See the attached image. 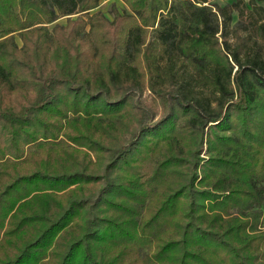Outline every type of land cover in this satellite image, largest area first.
Instances as JSON below:
<instances>
[{"label": "trees", "instance_id": "16d2710c", "mask_svg": "<svg viewBox=\"0 0 264 264\" xmlns=\"http://www.w3.org/2000/svg\"><path fill=\"white\" fill-rule=\"evenodd\" d=\"M123 1L0 0V264H264L263 5Z\"/></svg>", "mask_w": 264, "mask_h": 264}, {"label": "rangeland", "instance_id": "374dc122", "mask_svg": "<svg viewBox=\"0 0 264 264\" xmlns=\"http://www.w3.org/2000/svg\"><path fill=\"white\" fill-rule=\"evenodd\" d=\"M254 1L257 4H262L264 7V0H254ZM209 2L211 3L218 2L219 4H224L227 2H231V0H209ZM242 2L245 3L247 8H251L250 7L251 4L249 0H242ZM115 11H118L120 13H130V9L123 0H99L98 5L92 9H89L87 12H77L74 14L63 15L58 17L55 21L47 24L48 30L51 31L55 24L62 25V32L67 31L68 29H70V27H74V28L76 27L78 32L86 33L85 39L91 43L92 41H95L97 39L98 35L100 34V31H103L105 29L104 27L95 28L92 30L91 33L87 34V32L91 27V15L94 14L95 12H98L101 13L108 20H113ZM237 17H238V10L234 9L232 21ZM93 22L94 23L92 25H97L102 23L103 21L102 19L101 20L97 19L96 21ZM150 33L151 31L149 30L148 36L150 35ZM113 34L115 35V33ZM113 34L111 36H114ZM54 35L57 36V38L61 39L60 32H55ZM108 35L110 36V33ZM15 40L18 43V45H21V40L18 35H15ZM140 64L143 65V62L141 61ZM144 79H146V75L144 76ZM151 94L153 96V93H151L149 89L146 87L144 88L143 93L141 95H139L138 93L135 94L133 98V102L138 104V102L140 101L143 104L144 100H146L145 101L146 103L147 99L148 100L151 99ZM261 226L262 228H264V218L261 222Z\"/></svg>", "mask_w": 264, "mask_h": 264}]
</instances>
